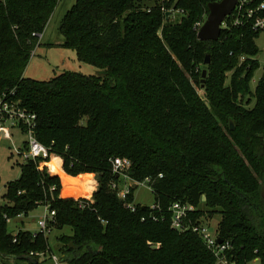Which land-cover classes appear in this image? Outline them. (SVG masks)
I'll return each mask as SVG.
<instances>
[{
  "label": "trees",
  "instance_id": "obj_1",
  "mask_svg": "<svg viewBox=\"0 0 264 264\" xmlns=\"http://www.w3.org/2000/svg\"><path fill=\"white\" fill-rule=\"evenodd\" d=\"M59 1L0 0V91L35 115V138L61 158L65 174H94L97 186L90 201L75 199L91 179H69L73 190L61 197V181L44 163H15L18 178L4 184L0 205V259L39 264L30 253L52 254L43 234L12 235L4 219L47 206L49 227L69 230L56 238L63 264H215L191 229L171 227L169 207L178 202L192 207V224L219 217L218 238L238 264H264V66L250 90L260 32L227 26L216 42L198 41L207 5L219 0H74L59 46L95 74L25 78ZM117 158L130 161L121 174L113 172ZM121 176L148 179L154 208L133 203L136 186L120 199L112 185Z\"/></svg>",
  "mask_w": 264,
  "mask_h": 264
},
{
  "label": "rangeland",
  "instance_id": "obj_2",
  "mask_svg": "<svg viewBox=\"0 0 264 264\" xmlns=\"http://www.w3.org/2000/svg\"><path fill=\"white\" fill-rule=\"evenodd\" d=\"M74 0H60L56 9L54 10L52 16L50 17L43 34L40 36V46L36 47L33 51L34 53L30 56L27 66L22 73L23 77L30 78L38 81H47L54 76L64 72V71H72L81 73L84 75L95 74L96 69L87 64H83L79 62L76 58V54L72 49H66L59 46L62 43L63 38L58 31V27L60 21L64 15V13L71 7ZM179 16L177 13H173L171 15V20H177ZM200 27V26H199ZM198 27V28H199ZM255 44L259 50L258 55L255 59L259 63V68L253 74V78L250 82V90L253 91L254 87L259 80L262 74V68L264 66V31L261 32L258 38L255 40ZM51 45V46H50ZM55 45V46H52ZM57 45V46H56ZM242 62V60H239ZM201 70L202 65L196 75L195 83L198 85L201 80ZM231 75V72H228L227 82ZM4 91H0L1 94ZM200 93V92H199ZM252 106V105H250ZM2 139V138H1ZM0 139V205L4 203L2 195L4 194V183L8 181H13L18 178L19 175V165H16L15 162H20L21 160L12 155L9 157L10 153H13L14 148L21 147V143L24 141V136L19 135L14 132L11 137V141H6L4 139ZM19 163V164H20ZM44 163L47 171L49 173L55 174L59 177L60 181L62 180L64 186L61 183V195L62 190L64 194H70L72 189V182H68L69 175L65 174L62 170V160L59 156L55 154H50V156L46 159ZM74 178V177H73ZM87 180V177H85ZM122 178V184H118L117 191H121L125 189L127 186H136L133 192V203L152 206L153 204V195L148 186V183L142 182L135 183L134 181ZM89 181V178H88ZM89 182L83 181L84 188L88 185ZM97 186V184H96ZM64 187V189H63ZM96 190V189H95ZM82 191V190H81ZM85 193L84 191L82 192ZM79 198V197H78ZM198 207L205 208V201L202 197L199 200ZM45 209L42 206L37 207L36 209L30 211L26 217L14 218L10 223L7 224L8 232L12 235H15L19 230L28 231L31 234H34L38 231L37 221L41 219L44 215ZM219 217L214 215L207 222L211 225L212 229H216V224L218 222ZM62 234H69V230L67 228H63L62 230L51 229V231L46 235L47 242L49 247L52 250V254L59 257L57 252V242L56 238ZM39 264H53L49 259V254H45L43 257H38ZM0 264H28L26 260H19L15 258L11 259H0ZM63 264V263H60ZM249 264H258V262H251Z\"/></svg>",
  "mask_w": 264,
  "mask_h": 264
},
{
  "label": "built area",
  "instance_id": "obj_3",
  "mask_svg": "<svg viewBox=\"0 0 264 264\" xmlns=\"http://www.w3.org/2000/svg\"><path fill=\"white\" fill-rule=\"evenodd\" d=\"M228 18V22H225ZM221 25V28L232 27H249L253 31H264V0H239L235 9L228 16ZM34 52H32L33 54ZM243 60V58H241ZM11 94V93H10ZM8 93H2L0 96V137L4 140L11 141L13 133L16 132L19 135L24 136V141L21 143V147L14 148L13 153L9 154V157L15 155L21 160V163L28 160L44 162L49 156V150L43 146L34 136L35 128V115L29 113L16 105V103L8 98ZM20 163V162H15ZM113 172L123 173L130 167V161L128 159L117 158L112 163ZM124 178H127L123 176ZM128 179V178H127ZM143 182L148 183L149 180L145 179ZM137 183V182H135ZM142 184V182L140 183ZM113 189H117V185H112ZM128 186L125 189L118 192V197L122 200L126 199L128 195ZM85 199V198H84ZM90 201L91 199H86ZM83 205L80 204V207ZM132 208V205H128ZM154 208V206H151ZM44 215L37 221L38 231L46 237L51 231L48 223L53 221L54 212L48 211L47 206H44ZM171 212V227L178 231H184L191 229L204 243L207 250L215 258V264H238L237 260L232 255V246L228 241H222L218 238L216 229H212L209 222H200L198 224H192L187 222L188 213L192 210V207L188 204H181L175 202L169 207ZM22 215L16 218H21ZM5 222L8 224L12 219L4 217ZM34 233V234H36ZM33 234V235H34ZM220 240V243H218ZM43 253H30V257H43ZM49 259L53 264H60V259L54 254L49 255ZM254 260L252 262H256ZM251 263V262H250ZM249 264V263H248Z\"/></svg>",
  "mask_w": 264,
  "mask_h": 264
},
{
  "label": "water",
  "instance_id": "obj_4",
  "mask_svg": "<svg viewBox=\"0 0 264 264\" xmlns=\"http://www.w3.org/2000/svg\"><path fill=\"white\" fill-rule=\"evenodd\" d=\"M239 0H219L211 2L207 5V16L198 28L196 32V39L203 42H216L221 33V25L224 20L231 15L235 6ZM169 12L165 14V20L167 21L169 17ZM210 63L209 55H205L201 70V80L200 84L203 86L206 77L207 66ZM230 129H232V124H229ZM220 243V240H218ZM11 259L12 257H7Z\"/></svg>",
  "mask_w": 264,
  "mask_h": 264
},
{
  "label": "crops",
  "instance_id": "obj_5",
  "mask_svg": "<svg viewBox=\"0 0 264 264\" xmlns=\"http://www.w3.org/2000/svg\"><path fill=\"white\" fill-rule=\"evenodd\" d=\"M0 139H1V137H0ZM2 140V139H1ZM7 141V140H6ZM81 176H90V184H88V186H89V189H88V192H87V194H85V195H78V196H76V197H73V198H78V197H81V198H85V199H90V197H91V195H92V193L95 191V189H96V177H95V175L94 174H81V175H79V176H77V177H69V178H71V179H75V178H78V177H81ZM61 183H62V185H63V181L61 180ZM5 184V183H4ZM85 189V188H84ZM87 189H85V191H86ZM61 197H68V196H64V195H61ZM12 221V220H11Z\"/></svg>",
  "mask_w": 264,
  "mask_h": 264
}]
</instances>
